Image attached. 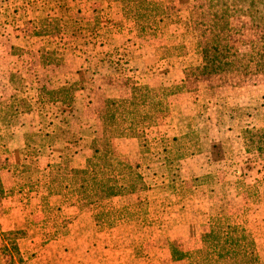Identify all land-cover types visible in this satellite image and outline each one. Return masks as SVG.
<instances>
[{
    "label": "rangeland",
    "instance_id": "374dc122",
    "mask_svg": "<svg viewBox=\"0 0 264 264\" xmlns=\"http://www.w3.org/2000/svg\"><path fill=\"white\" fill-rule=\"evenodd\" d=\"M217 1L82 0L76 4L59 0L60 10H52L22 30L21 35L29 38L22 48L11 45V30H3L8 15L0 7V40L6 44H0V53L8 58L19 54L27 74L26 78L17 74L9 78L17 96L6 104L28 107L18 114L33 107L46 115L39 133L23 135V150L28 156H37L41 148L51 150L57 121L69 136L68 140L62 137L67 143L59 147V157L44 167L41 178L26 174L30 181L26 186L43 184L56 191L63 190L61 181L67 183L70 190L65 197L59 196L60 202L90 213L95 222L97 235L85 245L84 240L78 242L74 264H188L173 259V253L198 248L202 228L218 219L242 226L254 239L264 264V154L247 149L241 133L251 126L264 127V71L244 82L236 80L237 85L233 79L195 77L192 72L184 77V70L201 61L193 30L202 28L201 6L204 2L215 6ZM111 2L116 3L114 8ZM160 16H164L161 22ZM73 70L79 74L64 82L60 79ZM133 84L157 90L158 110L153 123L136 136L111 138L113 168L109 169L104 164L111 156L94 155L92 147L97 144L93 139L101 137L105 101L128 99ZM112 87L121 89L120 93L111 92ZM48 91H62V95L55 94L65 101L72 94V103L67 106L37 98V94L47 98ZM81 92L80 103L85 106L78 121L73 105L81 107L77 102ZM148 101L151 104L155 99L149 96ZM5 116L1 117L7 120ZM92 118L98 124L95 137L89 128ZM87 136L91 141L85 148L81 141ZM9 139L0 133V157L9 149ZM78 152L88 155L81 167H74ZM88 160L95 166L78 175L85 180L80 190L72 176H59V167L83 169ZM11 167L14 172L32 173L39 165L0 162V171ZM95 178L107 184V179H115L118 194L105 197L93 184ZM46 192L45 203L52 196ZM43 213L46 221L56 215L55 209ZM62 217L51 226L59 236L69 232L70 219ZM0 238V264H28L36 258L33 251L20 250L26 247L21 242L27 240L26 230H0ZM58 241L65 244V239Z\"/></svg>",
    "mask_w": 264,
    "mask_h": 264
},
{
    "label": "trees",
    "instance_id": "16d2710c",
    "mask_svg": "<svg viewBox=\"0 0 264 264\" xmlns=\"http://www.w3.org/2000/svg\"><path fill=\"white\" fill-rule=\"evenodd\" d=\"M201 10L205 23L199 24L202 27L199 30L197 27L193 28L197 38L196 52L201 61L193 69L189 68L188 72L184 70L185 78L192 72L195 77L218 76L233 79V84L237 85L236 80L244 82L264 71V0H218L215 6L204 2ZM163 17L160 16L159 22L163 20ZM74 86L78 87L79 84ZM130 87L128 99L113 98L105 101V110L100 117L101 137L93 139V143L97 144L92 147L94 155L101 153L100 155L104 157L111 156L110 161L107 160L104 164L109 169L113 168L111 138L122 135L136 136L144 127L153 123V113L155 109L158 110L156 89L134 84ZM13 89L15 93L13 92L5 100V103H0V117L3 115L12 116L28 110V107L17 108L6 104L17 96V89ZM61 92L48 91L47 98H43L39 94H37V98L50 103L60 102L62 104V102H66L69 106L72 103L70 99L72 94L65 101V97L57 96ZM149 96L152 100L155 99L151 104H148L149 101L147 102ZM241 133L246 148L252 147L258 155L264 154V127L251 126ZM38 136L50 138L51 134ZM262 158L264 159V155ZM94 166L92 161L88 160L83 169L59 167L58 172L59 176L68 178L72 176L74 184L80 190L85 184V180L78 178V175L85 174L89 167L93 168ZM107 180L108 184L107 181H98L95 178L93 184L100 188L99 191L105 193V197L117 195L120 190L117 181L113 178ZM55 181L58 184L57 177ZM60 185L63 190L52 191L48 185L46 189L52 196L65 197V193L70 190V187L67 183L62 184V181ZM5 194L7 192L2 189L0 183V197ZM90 203L94 202L87 204ZM172 258H177L178 261H185L188 264H263L259 259L255 241L251 235L242 226L230 225L222 219L216 220L215 223L209 222L202 228L198 248L190 252L173 253Z\"/></svg>",
    "mask_w": 264,
    "mask_h": 264
},
{
    "label": "crops",
    "instance_id": "0c3cea01",
    "mask_svg": "<svg viewBox=\"0 0 264 264\" xmlns=\"http://www.w3.org/2000/svg\"><path fill=\"white\" fill-rule=\"evenodd\" d=\"M1 1L3 2L0 3V7H3L2 11L7 13V18L9 19V22L3 25V30L6 28L11 30V36H9L11 45L20 48L26 47L25 43L28 44L26 39L29 38L21 35L22 30L26 26L34 20L45 17L51 13L52 10L58 11L61 9V7L57 5L59 0ZM75 1L76 4L82 2V0ZM60 2L63 3L64 0H60ZM111 4H113V8L116 5L114 2H111ZM81 5L83 6L84 4ZM4 9L10 10L7 11ZM21 42H24V44H19ZM0 44L6 46L2 40H0ZM129 46L131 49L136 48L131 44ZM18 55L19 54L10 56L11 58L3 57L2 54L0 55V99H4L13 94V89L11 84H9V78L12 75L17 74L24 78L27 77L25 73L26 70L23 68L26 62L23 60L20 61L21 57ZM67 74L68 73L61 75L60 79H69V77L74 76L73 74L76 75L79 73L73 70L69 73V76ZM64 81L65 80H63V82ZM120 91L121 89L117 90L115 87H112L111 90V92L116 93H120ZM81 97H83V92H81V95L77 96V102L81 107L78 108L76 104L75 106L73 105V112L76 117H78V121H80L79 115L82 112V107L85 106L84 103H80L82 100ZM83 109H86V107ZM2 118L4 117H0V133L3 134L5 132L8 136H11V139L8 140L9 149L0 157V162L12 164L14 166L25 163L32 164L34 162L36 165H39V167H37V169L32 168V173L18 172L16 170L14 172L12 167L10 171H8V169L0 171L1 185L7 192L5 197L0 199V230L4 232L26 230L27 240L21 241L26 247H20V250L21 252L33 251L36 253V258L31 259L28 264H74V256L78 255L77 251H75L78 249L76 246L78 242L84 240L85 245L88 239L97 235L95 222H93L91 214L77 210L73 205H64L60 202L59 196H51V201L49 198L46 202L49 205H46L44 196H47V192L45 186H42L43 184H41L39 188H30L26 186L30 182L26 174H38L39 178H41L40 175H42L41 173L44 167L50 163L51 160H55L59 157V147L64 146L67 143L65 140L69 139L66 130H64L65 127L59 126L60 123L57 121L58 125L55 129V134L57 133L55 136V146L49 151H45L44 148H41L38 150L37 156H28L23 150V135L27 132L39 133L44 127L46 115L41 114L39 109L32 107V110L26 114L12 115L9 116L7 120ZM90 120L92 125L90 127L87 125V128H92V135L95 137L97 134L95 130H97L98 124H96V119L92 118ZM62 137H64L65 140ZM85 137H83V141L81 142H83V146L86 148V145L88 146V143L91 141V137L87 136V140ZM86 156H82L79 152L75 153L73 158H77V160L74 167H81L86 161ZM50 209H55L56 215L53 216L52 214V217H47L48 221H46L43 212L48 213ZM57 214L59 216L65 215L70 219V223L68 224L69 232L61 236L55 234L54 228L51 229L53 221L55 223L57 220L63 218L62 216L60 218ZM60 238L65 239V244H61L62 242L58 241ZM43 240L45 242L42 244L41 241ZM1 243L2 241L0 238V244Z\"/></svg>",
    "mask_w": 264,
    "mask_h": 264
}]
</instances>
